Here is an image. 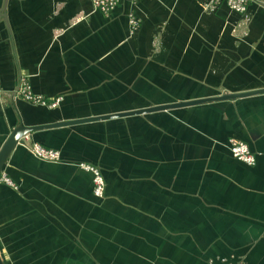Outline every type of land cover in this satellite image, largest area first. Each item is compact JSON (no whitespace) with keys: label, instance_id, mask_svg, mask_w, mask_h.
I'll return each instance as SVG.
<instances>
[{"label":"crops","instance_id":"obj_1","mask_svg":"<svg viewBox=\"0 0 264 264\" xmlns=\"http://www.w3.org/2000/svg\"><path fill=\"white\" fill-rule=\"evenodd\" d=\"M21 77L56 104L21 98ZM262 87L264 0L243 13L225 0H116L109 13L0 0V145L19 120L116 113L40 126L7 153L4 264H264V91L130 112ZM31 141L59 159L34 156ZM80 161L99 167L102 196Z\"/></svg>","mask_w":264,"mask_h":264},{"label":"built area","instance_id":"obj_2","mask_svg":"<svg viewBox=\"0 0 264 264\" xmlns=\"http://www.w3.org/2000/svg\"><path fill=\"white\" fill-rule=\"evenodd\" d=\"M89 1L93 6V8L98 9L103 13H109V11L113 8L116 2V0H89ZM130 1L134 2L136 0H130ZM246 2L247 0H225V3L229 9L242 13L245 10ZM127 19H128L129 27L131 29H134L137 25V20L133 17V15L130 12L128 13ZM16 92L21 98L37 104L54 106L58 101L57 97H54L52 99H45L43 98L42 95L33 93L29 88V84L27 80L22 77L18 81ZM226 146L228 151L233 157L247 164H252L254 162V154L249 149L247 143H245L244 141L238 138L229 137L227 139ZM28 148L34 156L40 159L47 161H56L59 159V152L55 148L45 147L33 141L29 143ZM77 165L80 168L90 172L92 193L98 197L102 196L104 192L105 182L99 167L93 163L83 162V161L78 162ZM2 178L6 182L11 183L7 177H2Z\"/></svg>","mask_w":264,"mask_h":264},{"label":"water","instance_id":"obj_3","mask_svg":"<svg viewBox=\"0 0 264 264\" xmlns=\"http://www.w3.org/2000/svg\"><path fill=\"white\" fill-rule=\"evenodd\" d=\"M259 91H264V87L262 88H256L252 90H245V91H237V92H221L219 94H215L212 96H205V97H199V98H192L189 100H178L175 102L170 103H162V104H155L147 107L142 108H136L133 110H130V112H141L145 110H152V109H158V108H165L167 106H174V105H181V104H187V103H193V102H200L204 100H212V99H223V98H233L239 95L249 94V93H255ZM117 113H124V112H117ZM128 113V112H125ZM116 113L111 114H99L95 116H87L82 118H72V119H64V120H55L54 122L46 123V124H38V125H24L19 120L7 133L5 139L3 140L2 144L0 145V168L3 160L5 159V156L7 153L13 148V146L16 143H23V135L28 133L31 130H34L36 128H39L40 126H51L55 124H63V123H69V122H76L80 120H87L91 118H104L108 117L110 115H113ZM0 264H4L3 260L0 258Z\"/></svg>","mask_w":264,"mask_h":264}]
</instances>
